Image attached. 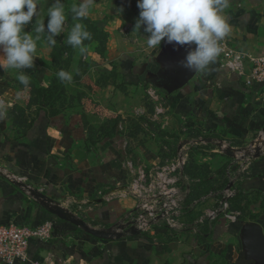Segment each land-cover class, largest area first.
<instances>
[{
    "label": "crops",
    "instance_id": "1",
    "mask_svg": "<svg viewBox=\"0 0 264 264\" xmlns=\"http://www.w3.org/2000/svg\"><path fill=\"white\" fill-rule=\"evenodd\" d=\"M112 1L135 12L121 27L114 44L117 50L114 70L122 79V91L114 89L115 98L120 93L117 98L114 99L112 90L95 99L102 110L85 112L90 116L87 119L76 113L40 112L29 119L19 134L9 127L7 119L0 121V167L23 175L30 188L54 199L71 213L80 204V213L102 225L117 223L131 206L128 199L105 198L128 180L130 154L135 152L138 160H142L140 164L157 161L161 156L156 151L160 146L154 141L132 142L129 121L138 122L142 130L144 117L158 120L157 129L154 123L149 126L154 138L159 135L169 138L166 125L175 119L184 132L194 129L196 133L210 135L226 132L246 144L264 125V81L245 84L242 77L221 65L219 56L207 74L195 72L184 85L173 88V67L166 57L175 44L162 41L158 52L147 51L142 39L147 37L143 26L139 33L134 30L140 11L137 0H96V3ZM225 14L231 25V32L224 39L227 46L263 55L264 0H231ZM125 31L131 32L132 39L124 35ZM119 37L123 41L119 42ZM134 42L140 48L136 45V49ZM34 64L23 71L34 72L35 61ZM109 117L117 120L115 131L106 125ZM193 136H181L176 147L191 142ZM208 138L211 137H205ZM238 187L245 193L257 194L263 201L254 205L247 218L236 221L218 218L206 223L201 235L184 234L172 240L161 235L148 238L132 233L106 240L52 215L27 191L0 174V223L35 226L51 222L50 238L29 242L28 253L39 264H250L239 231L242 223L251 222L259 223L264 230V156L251 162ZM209 207L206 203L194 213Z\"/></svg>",
    "mask_w": 264,
    "mask_h": 264
},
{
    "label": "rangeland",
    "instance_id": "2",
    "mask_svg": "<svg viewBox=\"0 0 264 264\" xmlns=\"http://www.w3.org/2000/svg\"><path fill=\"white\" fill-rule=\"evenodd\" d=\"M52 3H54V0H39L38 9L40 16L35 18L32 25L26 27V31L34 35L35 21L43 19L45 23L47 22V8ZM63 3L67 15L66 27L56 37L57 44L55 47L49 48L43 38L38 41L35 58L37 68L34 72L27 73L30 78V85L25 87L19 83L16 79V70L0 69V107L7 109L8 115L6 119L9 127H13L12 130L16 132L15 134H19L29 123V119L34 118L40 112L47 115L76 113L80 114L81 118L87 119L90 116H87L85 112L98 113L102 110L95 99L104 96L112 90L114 91L113 97L116 99L120 93L115 98L117 91L114 89L118 88V92L122 91L121 76L114 70V61L116 62L115 59L117 57V50L114 48V44L118 42L117 34L120 32L121 27L128 22L126 21L128 17L133 16L135 12H132V9L130 11L125 9L124 6L118 5L114 1L111 3H96L90 15L79 21L92 33V40L84 42L87 51L81 54L78 49H74L66 43L71 27L77 22L72 19L71 8L79 2L76 0H63ZM121 9L122 11H120ZM124 35H128L131 39L133 36L130 31H125ZM121 41L123 39L119 37V42ZM130 42L133 41L130 40ZM136 45L140 48L138 43L134 42V47L138 49ZM61 69L72 73V84L61 83L57 78L56 74ZM164 121L168 120L165 119ZM141 122L143 125L142 130L138 122L134 120L128 122V129L133 130L129 137L134 143L137 141H154L156 146H160L156 150L161 155L157 161L172 157L176 151L175 144L181 136L189 137L194 135L189 151L191 164L188 172L194 184V194L197 192L200 194L201 192L218 191L228 185L230 180L232 184H235L236 181L233 180V177H238V180L240 177L243 178L244 173L237 172L236 169L234 173H232L233 171L231 172L233 167H237V163L225 152V148L229 146V148L233 147L236 152L244 151L249 142L246 144L243 140L239 141L238 136L236 138L233 135H227L226 132L222 134L214 133L211 136L202 131L196 133V129L192 132H184L179 127L180 123L175 119L166 125L168 130L165 131H169L167 134L169 138L164 137V135L154 138L149 126L154 123L155 129H157L158 120L153 121L150 117H144ZM116 124L117 120L115 118L109 117L107 119L106 125L111 126L113 131L117 128ZM125 131L128 133L127 130ZM208 136L220 141L221 145H225L224 151L218 148L217 151H213L216 147L212 144L206 146L204 144L201 145L202 143L199 141L193 142L198 139L206 141L205 137ZM251 136V139H253L257 135L255 133ZM229 148L227 150H230ZM130 155L135 165L142 162V160H138L135 152ZM202 163H208V165ZM222 165L224 166L222 167ZM239 183L240 181L237 182V187ZM237 193L235 197L229 199L230 209L240 212L236 220L247 218L252 213L251 210L254 205L262 204L263 202L257 195L250 193L238 195ZM208 204L211 206L214 203L209 202ZM79 216L91 227L100 229L113 228L112 230H114L116 226V222L102 225L95 220L89 221L85 213H79ZM193 217L195 216L193 215ZM125 230L127 232H124L122 236L126 237L131 234L128 229ZM115 233H121V231ZM140 235L148 238L152 237L145 234Z\"/></svg>",
    "mask_w": 264,
    "mask_h": 264
},
{
    "label": "built area",
    "instance_id": "3",
    "mask_svg": "<svg viewBox=\"0 0 264 264\" xmlns=\"http://www.w3.org/2000/svg\"><path fill=\"white\" fill-rule=\"evenodd\" d=\"M221 47L222 66L242 77L247 85L253 81H264V54L252 55L235 51L229 48L225 41L221 43ZM256 135L244 151L236 152L233 147H227L232 151L231 158L237 163V167L233 169L244 173L243 177L247 174L251 162L257 157L264 156V128L259 129ZM197 141L214 145L216 149L213 151H217V148L219 150L225 148L220 141L212 138L204 142L202 139L193 142ZM190 146L191 142L179 143L172 157L163 161L138 165H135L133 160L128 162L130 173L128 180L105 198L108 201L113 198L128 199L131 201V206L121 215L114 230L113 228L108 230L115 233L133 228L139 234L152 237L161 235L178 238L184 234L201 235L205 224L218 218L236 221L240 212L230 209L229 199L235 197L238 191L237 182L243 178L240 177L238 180V177H233L235 184L230 180L228 185L218 191L194 194V184L186 172ZM0 174L12 183H23L30 188L23 175L6 172L1 167ZM18 187L28 192L24 186ZM72 202L76 201L72 199ZM209 202H213L215 206L212 204L209 208L194 213L199 206ZM81 210V205L78 204L72 213L78 217ZM193 215L195 217L192 218ZM51 230L50 221L35 226L0 223V262L13 264L19 261L39 264L28 253L29 242L31 239L50 238Z\"/></svg>",
    "mask_w": 264,
    "mask_h": 264
},
{
    "label": "clouds",
    "instance_id": "4",
    "mask_svg": "<svg viewBox=\"0 0 264 264\" xmlns=\"http://www.w3.org/2000/svg\"><path fill=\"white\" fill-rule=\"evenodd\" d=\"M231 0H137L139 17L134 30L147 34L146 50L159 51L161 42L189 47L181 66L190 72L207 74L223 51L221 43L231 32L225 10ZM96 0H79L71 8V27L66 43L84 54L85 41L92 40V33L79 22L87 18ZM39 0H0V69L16 70V79L25 87L29 76L23 71L34 67L38 41L42 38L49 48L57 44L56 37L66 27L67 15L63 0H54L47 8V22L35 21L34 35L26 31L40 16ZM122 11V9L120 10ZM194 46V47H192ZM57 78L70 85L73 75L59 70ZM6 108L0 107V121L7 118Z\"/></svg>",
    "mask_w": 264,
    "mask_h": 264
},
{
    "label": "water",
    "instance_id": "5",
    "mask_svg": "<svg viewBox=\"0 0 264 264\" xmlns=\"http://www.w3.org/2000/svg\"><path fill=\"white\" fill-rule=\"evenodd\" d=\"M194 47V46H192ZM189 47L187 45L180 46L174 45L171 51L168 53L166 59L172 64L173 67V88H178L184 85L194 74L195 72H190L186 68L181 66V61L184 60ZM264 128V125H263ZM210 140V138L206 139ZM228 155H231V151H225ZM17 186H24L27 188L28 193L34 197L39 204L52 215L68 221L75 226L81 228L86 233L93 235L100 239L113 240L120 238L124 232L114 233L108 229H99L91 227L83 219L76 217L70 211L64 209L59 205L54 199L46 196L40 191L29 188L23 183H14ZM102 199H98L101 201ZM133 235L139 234L138 231L133 228L128 229ZM125 232H127L125 230ZM239 238L242 248L246 251V255L250 260V264H264V230L263 227L257 222L241 224L239 231Z\"/></svg>",
    "mask_w": 264,
    "mask_h": 264
},
{
    "label": "trees",
    "instance_id": "6",
    "mask_svg": "<svg viewBox=\"0 0 264 264\" xmlns=\"http://www.w3.org/2000/svg\"><path fill=\"white\" fill-rule=\"evenodd\" d=\"M211 136V135H210ZM190 164H191V161L189 160V162H188V165H187V167H186V172H187V174H188V172H189V169H190ZM202 164H205V163H202ZM206 165V164H205ZM238 193V195H241V194H244L245 192H243L242 190H241V188H239L238 187V191H237ZM197 193H199V192H197ZM201 193H204V192H201ZM247 193H249V192H247ZM246 194V193H245ZM251 194V193H250ZM253 194V193H252ZM254 195H257V194H254ZM257 197H258V195H257ZM260 199H262V198H260ZM261 202V201H260ZM239 220V219H238ZM240 220H242L241 218H240ZM164 239L165 240H172V239H174V237H172V236H165L164 237Z\"/></svg>",
    "mask_w": 264,
    "mask_h": 264
}]
</instances>
